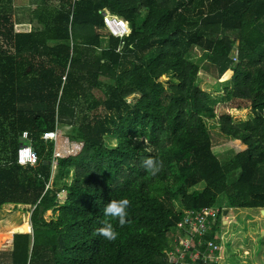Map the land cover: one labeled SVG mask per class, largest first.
Wrapping results in <instances>:
<instances>
[{
    "label": "trees",
    "instance_id": "16d2710c",
    "mask_svg": "<svg viewBox=\"0 0 264 264\" xmlns=\"http://www.w3.org/2000/svg\"><path fill=\"white\" fill-rule=\"evenodd\" d=\"M47 1L21 26L12 0H0V208L31 207L29 220L17 212L19 221L3 226L0 261L169 264L168 232L184 210L219 207L205 235L218 242L222 206L264 209V0ZM103 9L128 23L127 36L105 30ZM197 51L243 103L231 109L250 112L238 121L219 115L225 161L207 126L215 114ZM80 103L86 112L77 118ZM59 124L72 126L82 146L53 169V142L40 135ZM24 131L34 166L16 161ZM148 157L161 164L154 176L143 167ZM119 198L129 201L123 226L102 213ZM105 222L115 240L97 235Z\"/></svg>",
    "mask_w": 264,
    "mask_h": 264
},
{
    "label": "rangeland",
    "instance_id": "374dc122",
    "mask_svg": "<svg viewBox=\"0 0 264 264\" xmlns=\"http://www.w3.org/2000/svg\"><path fill=\"white\" fill-rule=\"evenodd\" d=\"M49 4H56L54 0ZM29 13L25 14L20 12L16 14V20L21 26L28 23ZM33 24L37 25L34 21ZM105 33V30H102ZM106 34V33H105ZM197 61L200 65V71L198 73L203 89L209 91L211 98V106L213 108L215 116L207 120V126L211 135L212 142L216 144L215 152L221 161H225L231 156V151L225 145L218 146L226 140V137L221 134L218 128V117L221 113L231 112L233 114L234 121L245 120L250 117L249 110L237 111L231 109V107L237 104H243L241 101H237L231 98V84L225 85L224 82L218 79L217 72L213 66L208 64L200 57V52L197 51ZM230 58L234 61L237 60V44L233 46L229 54ZM226 86V87H225ZM138 94L130 95L128 100L137 97ZM85 104L77 105V115L81 116L86 111ZM84 111H80V110ZM72 126L67 124H59L56 128V136L54 139H43L44 141L51 140L53 142V155L54 152L59 151L61 154H66L64 148H69L71 144L75 143L71 139ZM46 141V142H47ZM108 144L114 145L115 141L110 138L105 140ZM45 142V144H47ZM47 146V145H46ZM77 150L78 144L72 145ZM202 184L197 185V188H202ZM65 197V193L58 195L60 201ZM174 206L178 208L177 202H174ZM17 212H24L25 217L29 220L31 214V207L23 204H11L10 206L4 204L0 208V231L5 230L4 225L14 221H19V217L16 216ZM228 213V216L226 215ZM55 216L52 210H47L43 213V217L49 220ZM17 223V222H16ZM227 235L228 238L222 240V236ZM219 255H224L227 260V264H264V209L254 208H227L221 207L220 224H219ZM244 240V241H243ZM243 241V242H242ZM7 250V248H5ZM4 254L0 253V260L3 259ZM219 263V259L217 261Z\"/></svg>",
    "mask_w": 264,
    "mask_h": 264
},
{
    "label": "built area",
    "instance_id": "2783aa9c",
    "mask_svg": "<svg viewBox=\"0 0 264 264\" xmlns=\"http://www.w3.org/2000/svg\"><path fill=\"white\" fill-rule=\"evenodd\" d=\"M105 30L113 37L122 39L129 33V25L122 18L108 12L101 11ZM56 130L43 132L41 139H56ZM22 144L17 149L16 161L22 166H34L38 162V155L31 145L26 131L21 134ZM75 142V141H74ZM78 144L77 150L72 145ZM64 148L66 154L56 151L52 155V168L56 167V159L68 155H75L79 152L82 144L75 142ZM62 194L64 192H61ZM59 193V194H61ZM58 194V195H59ZM220 212L219 207L209 206L199 210H184L182 218L168 232V246L164 255L169 264H196L197 261L206 262L219 259V241L206 239L205 235L211 230L216 217ZM220 238V236H219ZM0 264H12L7 261H0Z\"/></svg>",
    "mask_w": 264,
    "mask_h": 264
},
{
    "label": "clouds",
    "instance_id": "9594fccd",
    "mask_svg": "<svg viewBox=\"0 0 264 264\" xmlns=\"http://www.w3.org/2000/svg\"><path fill=\"white\" fill-rule=\"evenodd\" d=\"M142 163L143 167L153 176L160 171L161 164L159 160L148 157L145 158ZM128 205L129 201L127 198L111 199L103 206V216L114 219L117 224L123 226L127 223L126 217ZM97 235L102 236L107 240H115L118 233L114 229L112 223L105 222L104 226L97 230Z\"/></svg>",
    "mask_w": 264,
    "mask_h": 264
},
{
    "label": "crops",
    "instance_id": "0c3cea01",
    "mask_svg": "<svg viewBox=\"0 0 264 264\" xmlns=\"http://www.w3.org/2000/svg\"><path fill=\"white\" fill-rule=\"evenodd\" d=\"M51 0H48L49 3ZM53 1V0H52ZM41 0H12V12L13 14H19L20 12H23L25 14L30 13L31 9L36 7L38 4H40ZM54 3H57L56 0H54ZM10 206L11 204H6ZM3 231H0V237L3 236Z\"/></svg>",
    "mask_w": 264,
    "mask_h": 264
},
{
    "label": "water",
    "instance_id": "95a60500",
    "mask_svg": "<svg viewBox=\"0 0 264 264\" xmlns=\"http://www.w3.org/2000/svg\"><path fill=\"white\" fill-rule=\"evenodd\" d=\"M15 233H18V232H15ZM15 233H14V234H15ZM19 233H20V232H19Z\"/></svg>",
    "mask_w": 264,
    "mask_h": 264
}]
</instances>
